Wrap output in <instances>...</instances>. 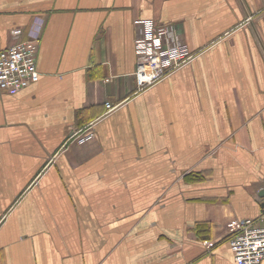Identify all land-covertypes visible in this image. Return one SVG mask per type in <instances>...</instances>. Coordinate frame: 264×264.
Segmentation results:
<instances>
[{
  "label": "crops",
  "instance_id": "obj_1",
  "mask_svg": "<svg viewBox=\"0 0 264 264\" xmlns=\"http://www.w3.org/2000/svg\"><path fill=\"white\" fill-rule=\"evenodd\" d=\"M140 18L193 55L143 88ZM16 28L40 79L0 88V264H237L264 216V0H0V53Z\"/></svg>",
  "mask_w": 264,
  "mask_h": 264
},
{
  "label": "built area",
  "instance_id": "obj_2",
  "mask_svg": "<svg viewBox=\"0 0 264 264\" xmlns=\"http://www.w3.org/2000/svg\"><path fill=\"white\" fill-rule=\"evenodd\" d=\"M141 34L136 39L138 64L135 76L140 88L165 78L182 67L192 54L179 41L173 23H158L153 18H140ZM16 41L0 53V88L17 93L40 79L37 67L39 34L19 39L21 30L12 31ZM109 109L115 105L107 102ZM96 132L88 128L75 139L86 143L96 139ZM229 244L237 264H262L264 261V216L244 218L238 222L229 236Z\"/></svg>",
  "mask_w": 264,
  "mask_h": 264
},
{
  "label": "water",
  "instance_id": "obj_3",
  "mask_svg": "<svg viewBox=\"0 0 264 264\" xmlns=\"http://www.w3.org/2000/svg\"><path fill=\"white\" fill-rule=\"evenodd\" d=\"M262 193H264V191H262Z\"/></svg>",
  "mask_w": 264,
  "mask_h": 264
},
{
  "label": "trees",
  "instance_id": "obj_4",
  "mask_svg": "<svg viewBox=\"0 0 264 264\" xmlns=\"http://www.w3.org/2000/svg\"><path fill=\"white\" fill-rule=\"evenodd\" d=\"M188 179H189V177H188Z\"/></svg>",
  "mask_w": 264,
  "mask_h": 264
}]
</instances>
